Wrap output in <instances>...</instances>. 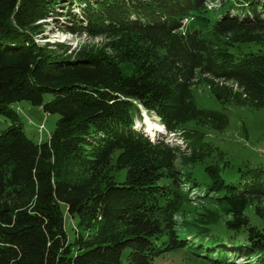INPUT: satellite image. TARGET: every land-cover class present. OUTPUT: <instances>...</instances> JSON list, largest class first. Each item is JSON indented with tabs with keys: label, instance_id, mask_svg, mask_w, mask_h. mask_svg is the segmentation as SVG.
Wrapping results in <instances>:
<instances>
[{
	"label": "trees",
	"instance_id": "obj_1",
	"mask_svg": "<svg viewBox=\"0 0 264 264\" xmlns=\"http://www.w3.org/2000/svg\"><path fill=\"white\" fill-rule=\"evenodd\" d=\"M208 1L0 0V116L11 121L0 130V264H154L184 248L178 215L189 185L178 163L209 155L202 134L186 124L219 131L229 125L225 113L194 104L192 87L204 78L224 108H264V55L228 51L264 47V0L223 2L227 14L211 26L231 41L227 51L198 31L183 32L185 18L211 23ZM57 17L72 23L64 33L120 38L109 53L39 44L40 29ZM126 66L135 67L131 75ZM23 102L60 116L49 139L28 136L15 107ZM143 111L159 119L153 132L163 128L178 143L183 137L192 154L151 138L146 122L136 130ZM207 170L212 191L238 208L225 221L233 240L212 236L197 240L199 248L219 245L225 255L264 264V228L245 214L248 201L264 200V169L241 170L238 184H227L217 166ZM122 172L125 179L116 181ZM200 216L183 225L211 233L217 218ZM196 239L187 234L183 241Z\"/></svg>",
	"mask_w": 264,
	"mask_h": 264
},
{
	"label": "rangeland",
	"instance_id": "obj_2",
	"mask_svg": "<svg viewBox=\"0 0 264 264\" xmlns=\"http://www.w3.org/2000/svg\"><path fill=\"white\" fill-rule=\"evenodd\" d=\"M226 1H208L206 3V9L209 13L206 14L209 16L211 23L206 24L198 19L185 18L183 20V32L198 31L201 37L208 44H212L216 50L227 51L226 48L228 44H232L230 43L231 41L229 38H219L211 26L224 14L226 7L222 5ZM245 10L238 9L239 12H245ZM57 11L64 12L68 15L70 8H59ZM234 12L233 14H235ZM76 14L78 15L76 17L81 16L79 11H76ZM226 14L225 12L224 15ZM65 19L66 17L48 19L36 37L37 42L39 44H45L46 42L53 44L61 43L70 48L68 49L69 53L73 52L74 54L82 51L109 53L111 51L109 48L111 42L118 41L120 38L119 36L109 38L103 35L91 36L89 34L64 33L62 31L63 29L72 26V23H68ZM228 51L236 54V58L241 54L243 55L249 52H261L264 55V47L256 44L238 45L236 47H230ZM134 68V66H126L124 68L125 73L131 75L134 72ZM230 85L237 89V85L233 83H230ZM50 99H52V96L46 95V100ZM192 101L200 109L225 113L229 119V125L225 130L219 131L203 126L199 127L195 121H190L186 124L188 130L197 131L202 134V146L206 150L204 153L208 152L209 155L203 156L196 161H190L191 163L189 162V164L179 161L178 167L184 173V178H187L188 181L185 182L189 185L186 187V198L189 200L184 204L178 215L179 242L185 246L183 249L171 251L156 258L154 264H250L244 259L235 257L234 252L225 255L221 249L217 251L220 248L219 245L210 248V250L205 245H203L204 248H199V244L202 243L198 244L197 240L208 243L212 240V236L222 238L224 241L230 238V233L225 231V221L234 219L231 210L237 209L238 205L231 206L228 200L224 199L223 192L218 193L212 191L213 189L210 188L212 177L207 168L217 166L227 184H238L241 170L256 167L264 169V108L258 110L240 106H228L224 108L213 95L211 85L204 78H201L199 83L194 84L192 87ZM17 106L21 108L20 118L24 123L28 136L40 141L49 139L56 129L60 116L46 114L41 109L27 102L16 104L15 107ZM142 118V121L139 119L136 120L137 122L134 127L136 130L141 131L146 122L147 131L152 132L151 138H162L160 140L164 138L170 146L177 145L181 147L183 153L187 154V157L192 154L188 149L186 139L183 137H178L180 140L178 143L175 139L167 137V134L161 131L163 128L160 130L158 128L157 132H153L156 124H159L157 117H152L146 111H143ZM10 125L11 121L8 118L0 116L1 131L7 129ZM152 125L154 126L152 127ZM124 179L125 172L116 174V181L121 182ZM245 206V214H248L252 223L259 225L260 228H264V200L252 199ZM257 209H259L260 217L262 218H258L255 214V210ZM200 215L208 216V218H217L219 223L211 226V233L208 229L199 230L193 224L187 227L183 225L184 220L194 223L198 218H202ZM70 223L73 225V222ZM184 228L189 231L183 235L182 230ZM66 230L69 237L74 238V232L69 224V220L66 221ZM187 234L196 236V241L194 243H186L183 241ZM190 238L191 236L187 240L190 241ZM230 239L233 240L232 238ZM213 250L214 252H212Z\"/></svg>",
	"mask_w": 264,
	"mask_h": 264
}]
</instances>
